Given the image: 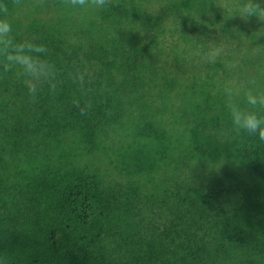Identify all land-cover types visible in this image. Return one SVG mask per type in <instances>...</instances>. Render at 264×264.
Returning <instances> with one entry per match:
<instances>
[{"label": "trees", "instance_id": "1", "mask_svg": "<svg viewBox=\"0 0 264 264\" xmlns=\"http://www.w3.org/2000/svg\"><path fill=\"white\" fill-rule=\"evenodd\" d=\"M162 1L9 21L55 74L0 44V264H264V142L234 133L225 91L264 93V21Z\"/></svg>", "mask_w": 264, "mask_h": 264}, {"label": "clouds", "instance_id": "2", "mask_svg": "<svg viewBox=\"0 0 264 264\" xmlns=\"http://www.w3.org/2000/svg\"><path fill=\"white\" fill-rule=\"evenodd\" d=\"M102 3L103 0H100ZM74 4L84 5L85 0H73ZM264 0H242L236 8V14L242 19L254 17L264 21ZM11 15L10 6L0 0V44H2L5 60L9 67L18 66L21 75L37 82H46L55 74V67L46 59L41 57L46 54L47 49L43 45L31 43H16L11 33L12 25L8 17ZM36 85L29 83V93L35 94ZM228 96V115L234 133L256 136L259 141L264 142V93L253 94L248 92L244 96L245 107L232 99V92L226 89Z\"/></svg>", "mask_w": 264, "mask_h": 264}, {"label": "rangeland", "instance_id": "3", "mask_svg": "<svg viewBox=\"0 0 264 264\" xmlns=\"http://www.w3.org/2000/svg\"><path fill=\"white\" fill-rule=\"evenodd\" d=\"M44 0H26V2H24L22 4V6L15 11L10 17H8L9 21L11 20L12 17L19 19V17H23L25 14L29 13L32 11L35 12L37 9L35 8L37 5L41 4ZM68 2H73V0H66ZM114 0H103V2L101 3L100 0H85V5L86 6H91V8H97V10H99L101 8V5H104L103 8L105 7V5H112L114 4L113 2ZM120 1V0H119ZM120 3V2H119ZM125 3H127L128 6L125 5ZM163 1L162 0H121V4L123 7H126L127 9L131 10L132 15H134L133 13L135 11H133V8L135 7H141V11L142 12H150V9H154V10H158L159 8H161ZM72 4V3H71ZM116 4V3H115ZM73 6H75L73 4ZM45 11L42 14L43 18H52L55 19V12L52 10V8L45 6ZM132 18H137V15H134V17ZM22 25H26V22H28V19H26L25 21H21ZM210 133H213L212 130H210Z\"/></svg>", "mask_w": 264, "mask_h": 264}]
</instances>
